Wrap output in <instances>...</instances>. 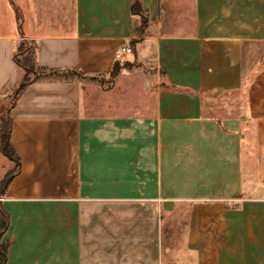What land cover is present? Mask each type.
Here are the masks:
<instances>
[{"label":"crops","instance_id":"1","mask_svg":"<svg viewBox=\"0 0 264 264\" xmlns=\"http://www.w3.org/2000/svg\"><path fill=\"white\" fill-rule=\"evenodd\" d=\"M132 1L0 0V99L22 40L38 67L80 71L12 108L5 264H264V0H141L135 50ZM147 201L187 210L169 258L105 214Z\"/></svg>","mask_w":264,"mask_h":264},{"label":"trees","instance_id":"2","mask_svg":"<svg viewBox=\"0 0 264 264\" xmlns=\"http://www.w3.org/2000/svg\"><path fill=\"white\" fill-rule=\"evenodd\" d=\"M132 14L138 16V19L133 22V35L136 37L131 41V49L135 50L137 37L144 35L145 27L148 23V16L143 10L141 0L132 1ZM30 47H27V44ZM20 41L16 54V62L25 70V76L21 83L13 91L5 94L0 99V150L4 158L13 163V167L4 174L0 186V195H3L7 190L13 177L18 173L21 167L20 157L11 143V132L13 126V118L11 115L12 108L22 93V91L34 80L44 77H69L79 74L80 71L59 72L58 70H46L37 66L35 61L36 44L32 41ZM120 71V66L116 65L113 74L117 75ZM10 225V214L0 202V264H5L8 257L10 241H3L4 234Z\"/></svg>","mask_w":264,"mask_h":264},{"label":"rangeland","instance_id":"3","mask_svg":"<svg viewBox=\"0 0 264 264\" xmlns=\"http://www.w3.org/2000/svg\"><path fill=\"white\" fill-rule=\"evenodd\" d=\"M26 42L28 43L29 41ZM27 47H30L29 43L27 44ZM76 75L78 74L72 76ZM4 167L5 172L7 173L13 167V163H10L7 159H5ZM145 195L147 197L153 196V192L146 191L143 192L141 196L144 197ZM164 196H167V198H169V196L174 197V191L164 192ZM149 202L150 201H147V203L143 205L138 203H121L119 206H114L112 209L105 206V214L109 213L110 215H116L118 213H125L127 217L126 221L124 220V222L129 223L128 225L131 227V230L141 229L147 232L148 235L156 234V240L150 241L148 239V247H161L162 252L164 253V258L166 259L169 258L170 252L174 251V238L172 239L174 228L180 225L177 221L174 222V218L178 217L179 215H185L187 210L186 208H181L174 212V205L171 209H165L162 204L156 208L153 207ZM120 221L122 220L120 219ZM118 223L115 224L116 228L120 226ZM102 226L106 227V222Z\"/></svg>","mask_w":264,"mask_h":264},{"label":"built area","instance_id":"4","mask_svg":"<svg viewBox=\"0 0 264 264\" xmlns=\"http://www.w3.org/2000/svg\"><path fill=\"white\" fill-rule=\"evenodd\" d=\"M130 48L124 46L121 48V51L117 54V58L120 59L121 58V53L124 52V51H129Z\"/></svg>","mask_w":264,"mask_h":264},{"label":"water","instance_id":"5","mask_svg":"<svg viewBox=\"0 0 264 264\" xmlns=\"http://www.w3.org/2000/svg\"><path fill=\"white\" fill-rule=\"evenodd\" d=\"M170 202H171V201H164L163 206H164L165 209H169V208H170V206H168V204H169Z\"/></svg>","mask_w":264,"mask_h":264}]
</instances>
